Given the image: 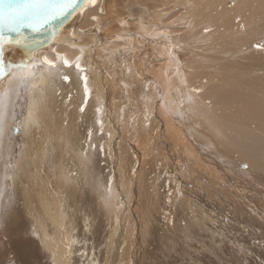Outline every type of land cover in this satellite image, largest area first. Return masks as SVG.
<instances>
[{
	"label": "bare ground",
	"instance_id": "6f19581e",
	"mask_svg": "<svg viewBox=\"0 0 264 264\" xmlns=\"http://www.w3.org/2000/svg\"><path fill=\"white\" fill-rule=\"evenodd\" d=\"M163 1L156 2H162L163 6L172 5L175 8V3H178L168 2L177 0H166L164 3ZM181 1L184 2V6L190 5L191 9L193 8L191 12L198 16L208 14L211 10L208 6L209 0ZM185 1L188 2L185 3ZM235 2L234 15L232 8L230 16L220 14L223 16V23L220 25L225 24L222 26V31H209V34L218 33L217 35L208 36L203 32L202 34L200 31L203 29L202 24L199 30V25L194 23L198 25V30H190L195 27L189 25V31L187 32L186 27L183 37L177 40L174 36L176 42L170 39L175 47L167 39L168 35H161V37L165 36L163 38H166L167 42L156 40L161 32L155 35L156 41L151 37L153 41L142 43L144 48L139 43V39L134 38L136 31L134 34L131 32L133 39L131 38L127 44L124 43V34L119 30L125 29V26L128 27L131 19H140L138 16L144 13L149 4H153L152 0H96L94 6L88 5L84 8L82 15L77 11L66 21L63 20L61 33L55 35L53 42L50 40H47L46 44L44 42L48 50L34 53L31 50L34 56L29 60L19 58L18 53L5 45L3 61L6 71L8 65L15 67L23 62L28 63V69L27 71L16 70L10 76L0 78V113H2L3 126V134L0 135V161L4 159V163L0 164V171L3 170L0 173V192H2L0 195V264H130L131 258L127 256L129 253L134 254L135 250L131 244L128 248L126 237H130L129 225L132 216L130 211L135 209H131L132 206L129 207L127 198L134 196L136 190L138 192L142 190L143 183H140L141 179L135 180L134 174L138 171L140 177L144 173L147 174L144 168L150 165L146 163L155 164L156 167L152 172L164 175L165 171L162 172L161 166L166 167L167 164L168 167V164L179 161L182 157L186 163L187 172L193 177V183L198 181L201 172L208 173L211 169L209 174H212V177L217 175L213 171L214 166L211 163L213 159L221 162L223 169L229 174L234 169L244 170L250 177L264 173V134L261 133V128H264V77L259 76L264 72H258L259 68H264V55L255 47V45L264 44V0H236ZM161 4L158 5L161 6ZM177 7L180 8L178 5ZM155 13L150 16L155 18L157 16ZM185 14L183 16H186ZM240 14L241 17H239ZM191 16L189 15L188 19L187 16L185 17L187 21ZM221 16L215 15L218 21ZM231 16L237 17V20L234 17L236 24H239L240 19V30H232L227 26L232 25ZM93 17L96 18L93 19ZM142 17L141 20L146 19V16L143 17L144 19ZM185 18L183 17V20L181 18L179 22L184 21ZM141 20L140 22L143 23ZM172 21L174 22V19ZM241 21L244 22L241 23ZM140 22L135 21L141 26L139 28L134 23L136 30H140L138 32L144 30V33H141L146 32L151 36L155 34L151 26L156 22L155 20L151 24L150 22L146 24L145 21L143 23L145 25ZM175 22L174 24L178 26L179 23ZM184 22L180 23L178 28ZM133 26L131 27L135 28ZM183 26L185 28V25ZM99 28L107 29L106 33L110 38L105 39V34L101 33L103 31L97 34ZM171 28L173 29L174 26ZM231 32L233 34L223 35ZM99 35L101 40L97 37ZM137 37L142 36L137 35ZM205 37H208L207 41ZM208 43L211 44L209 48H212L207 51L222 50L223 56L228 52L222 72L212 71L204 62L207 58L200 55V51L204 52L206 50L204 45ZM178 45L184 48L185 53L183 51L179 53L177 49H174ZM124 46H128L130 55L128 59L131 60L129 68L142 75H148V79L154 84L157 93L153 92V94L156 96V101L147 102L146 98L149 94L146 95V93L140 98L138 93L130 90L133 87L130 89H128L130 86L126 87L129 84L124 86L118 82L121 78L115 70H118L119 66L117 68L114 61L118 58V54L112 50H120ZM126 49L123 50L127 51ZM141 49H145L146 53H143ZM180 49L178 50L181 52ZM192 50L199 52L193 54ZM41 55H49L48 58L55 63V67L48 68L44 65L47 68H43L36 65ZM77 57L83 71L75 67ZM63 58L70 61L73 66L71 71L65 72L60 67V64H63ZM183 58H186V61L193 59L190 65L197 69L194 71L195 74H200L196 84L187 79L192 75L187 74L183 67L181 69V64L185 61ZM186 61L183 64H187ZM143 62L147 63L144 67ZM64 76L68 77L67 81ZM82 76L86 78L88 88L86 100L85 80L81 79ZM16 83L21 89L20 94L14 91V86L10 91V87ZM28 83L32 84L30 88H27ZM246 86H249V91L246 90ZM80 90H83V99L81 95L77 96ZM140 90L141 88L138 90L139 93ZM53 91L55 101L52 100ZM18 97L21 102L17 106L18 112L13 116L12 111L15 105L11 104H16ZM123 103L125 105H122ZM81 107L84 109L83 112L80 111ZM96 108L99 109V112L96 111V118L103 120L97 121L105 136L104 147L108 159L111 160L109 168L115 180L117 179V182L110 187L111 190L109 185H106L109 188L106 191L98 184L100 178L98 171L91 169V161H88L85 155L87 150L91 149V145L94 146L96 139L91 138L90 147L86 151H79L77 147L72 148L80 141L78 138L80 131L85 137L90 138L94 135L95 127L88 122V119L93 118ZM254 109L256 112L253 111ZM253 125L259 126V130L255 131ZM80 143L87 147V142L80 141ZM120 146L123 147L124 153L128 152L130 155L126 163L123 162L124 157L120 153ZM163 146L167 147L166 151L161 153L159 159H156ZM170 150L174 156L178 157L177 160L176 157L175 160L171 158ZM13 159L15 160L12 162ZM51 161L55 162V167L47 165ZM66 161L71 163L70 167ZM11 164L13 166H9ZM242 165L247 167L244 168ZM173 177L177 178L174 173ZM109 178L110 174L104 179V183L108 182ZM187 178L188 176L184 174L183 179ZM77 180H82L83 186L86 183L89 185L86 194L89 199L82 204V212L68 207L76 197L74 191L69 190V186ZM148 182L144 184V190L148 187L151 190L146 192L143 190V193L137 195L139 201L136 202L139 204L141 216L146 213L144 209L157 210L156 198L159 193L157 187L155 190V182ZM114 184H118L119 188L114 187ZM147 194H149L148 199ZM79 218L81 221L77 224ZM139 229L141 228L138 227L136 230ZM120 233L127 239L126 243L117 238L121 236ZM144 233L146 234L147 231ZM211 234H213L212 231ZM147 235H142L141 240ZM122 236L120 239L123 238ZM138 237L136 236L137 239L140 238ZM141 240V243H145L146 239ZM145 244L147 252L154 248V245ZM141 249L138 251L141 252ZM156 256L153 259L157 258ZM157 260L162 261L158 258Z\"/></svg>",
	"mask_w": 264,
	"mask_h": 264
},
{
	"label": "rangeland",
	"instance_id": "374dc122",
	"mask_svg": "<svg viewBox=\"0 0 264 264\" xmlns=\"http://www.w3.org/2000/svg\"><path fill=\"white\" fill-rule=\"evenodd\" d=\"M156 1L157 0H152L153 4H149L147 6V8L144 10L143 14H145V15L140 14V16H138V18H140V19H137V18L131 19L129 21V26H128L129 28L125 26V29L119 30L120 33L123 32L122 34H124L123 38L125 39V41L122 40V41H124V43L127 44V42H129L131 40V38L133 39V36L131 37V35L134 34L135 31L137 33L135 32L134 35L136 37L134 36V38L139 39V41H140L139 43L141 45H143V48L145 46L142 43H146L149 40L153 41V39H154V41H156V40L157 41H161V40L165 41L166 38H163L165 36L161 37V35H166V36L168 35L167 39H169V41L171 43H173L172 40L174 41V38H177V40H178V38L180 39L181 37H183L184 31L186 32V29L190 26L192 27L194 25V23L195 24L197 23L199 25V27H198V25H194L193 27H195V28H190V30L197 29V27L200 30V27L202 24L203 29L200 30L201 33L202 32L206 33V34H208V36L209 35H211V36L217 35L218 33L209 34V31H211V32L222 31V26L225 24L220 25L223 23V16H221L220 14H229V16H230V14L233 12V10H235V8H234V6L236 5L235 3H237V2H235L236 0H209L208 6L211 9L210 12L209 13L207 12L208 14H206V13L202 14L204 16L200 15L201 16L200 17L198 15H195L194 12H191V11H193V8L191 9L190 5L186 4L184 6V2H182L181 0L168 1L171 4L178 2V3H175L176 8L172 5L167 4L168 2H166V4L169 6H166V5L163 6V4H161L162 2H156ZM160 1H163V0H160ZM164 1H166V0H164ZM164 1H163V3H164ZM186 2H188V1H185V3ZM158 4H161V6ZM220 4H222V6H220ZM177 5L180 8H178ZM182 6H184L183 7L184 9L182 8ZM172 8L173 9L175 8L174 11H170V9H172ZM231 8H232V12H231ZM185 9L187 10V12H185L186 11ZM157 11H159V12H157ZM234 12H233V15H234ZM154 13L157 14V16H155L156 19L153 18L154 16L153 17L150 16ZM181 13H183V14L181 15ZM184 14L187 17L183 16ZM189 15L190 16L193 15L190 17L191 21L190 20L187 21V19L189 18L188 17ZM194 15L197 17L195 18ZM215 15L221 16L222 18L220 17L219 21H218L216 19L217 17H215ZM141 16H143V17L146 16L145 17L146 19H144L142 17V19H144V20H141ZM161 16H163V18ZM183 17L187 18V19L185 18L186 20L184 19L185 22L182 21V22H184L182 24V26L185 25V28H184V26L183 27L180 26L182 28H180V27L178 28L179 24L182 23V22H179V20L181 18L183 20ZM234 17L235 16L230 17V19L233 20L232 25H227V26H229L230 29H232V30H234V29L240 30V19L238 18L239 24H236L234 21ZM239 17H241V14ZM176 18H178L177 19L178 21L176 20ZM202 18H204L205 20ZM157 19H159V20H157ZM173 19H174V22L177 21L179 23L178 24L177 22H175L176 24H178V26L174 24V22L172 21ZM140 20L143 21V23H145V21H146V24L148 22H150V24H151L154 20L156 21L155 23H153L151 25L153 28V33H155L153 36L146 34V32H145L146 35L143 34L144 30L141 31L143 33L138 32L140 30H136L137 28H139L141 26L137 25L135 23V21L140 22ZM198 20H200L201 22ZM235 20H237V17H235ZM203 21H207V22L204 23ZM214 22H216V24ZM243 22L244 21H241V23H243ZM134 23L137 25V28L135 27ZM141 23L142 22H140V24ZM258 23H260V22H258ZM160 24H161V26H163V27L165 26V27L164 28L161 27ZM169 24H172V25L170 26ZM205 24H207L206 28H204ZM143 25H145V24H143ZM167 25L169 26V28ZM131 26H133L135 28H132ZM173 26H174V28L172 29L171 27H173ZM144 27L146 28V26H144ZM204 29H207V30L204 31ZM104 30H105V32H104ZM106 30L107 29L99 28V31L97 32V34L101 31H103L101 33L105 34V36H106L105 39L110 38V37H108L109 34L106 33ZM124 31L126 32V34ZM127 31L128 32L130 31V32L128 33ZM157 31H158V33H156ZM188 31H189V28L187 29V32ZM131 32H132V34H131ZM159 32H161V33L159 34ZM182 32H183V34H182ZM156 34L157 35L159 34L160 36L159 35L157 36ZM231 34H233V33L231 32L229 34H223V35L226 36V35H231ZM137 35L142 36V37H137ZM155 35L158 37V38L156 37L157 39L155 38ZM149 36H150V38L148 39ZM169 36H170V38H168ZM174 36H176V37H174ZM177 36H179V37H177ZM97 37H100V35ZM119 37H121V36H119ZM151 37H153V39ZM111 38H116V36H114V37L111 36ZM170 39H172V40H170ZM205 39L207 41L208 37H205ZM100 40H101V37H100ZM167 41H165V42H167ZM174 42H176V41H174ZM256 42H258V40ZM262 44H260V45H262ZM173 46H174V43H173ZM178 46H176V48H174L175 47L174 46L173 48L175 50L177 49V51L179 53H183L185 51V50H183L184 48H182V46H180V45H178ZM210 46H211L210 43L204 45V47L206 48V50L204 52H206V53L204 54L203 51H202V53L200 51V55L207 58V59H204V62H205L207 67L211 68L212 71L222 72L223 71L222 66L225 65L224 62L228 58V52H226V55L223 56L222 50L215 49V50L207 51V49L212 48V47L209 48ZM125 47H127V49ZM155 47H157L156 44H155ZM179 48H181L180 49L181 52L178 50ZM123 49L124 50L126 49L127 51H124ZM258 49L264 55V48H258ZM112 51H114L115 54H118L117 55L118 58H116L114 60L116 62L115 66L116 67L119 66L120 69L122 67L121 70L118 67H117L118 70H115L118 73V76L121 78V81H119L120 79H118V82L120 84H124V86L129 84L126 87L130 86V87H128V89L133 87L130 90H133L136 94L138 93L140 95V98H142L143 95L146 93H147L146 95L149 94L148 97L146 98L147 102L156 101V99H155L156 96L153 94V92H155V93H157V92L155 90L154 84L148 79L149 76L148 75H142L140 72H136V70H131L129 68V64L131 63V60L128 59L130 57V55L128 53L129 52L128 46H124L123 48H120V50L115 49ZM141 51H143V53H146L145 49H141ZM192 52H193V50H192ZM195 52L197 53L199 51H195ZM195 52H193V54H196ZM49 55H41L40 58L38 59V63H36V65H39V67H43V68H47V67L49 68V66H47V65H46L47 67L44 66L45 64L42 62L43 58L44 57L48 58ZM217 55H219V56H217ZM221 55L223 56L222 58H221ZM216 57L219 58L220 61ZM187 59H189V58H187ZM184 60L186 61V58ZM190 60L186 61V63L188 62L187 64H183L185 62V61H183V63L181 64V69L184 68V70H185V72H187V74L192 75V76H189L187 79H189V81L194 82V84H196L195 82L200 78L199 77L200 74L194 73V71H196L197 69L190 65L191 64L190 62H192L193 59L191 58ZM39 61H41V62H39ZM76 62H77V60H76ZM216 62H217V64H216ZM127 63H128V66H127ZM145 63L146 62L142 63L143 67L147 64V63L146 64ZM120 64L123 66H121ZM41 65H43V66H41ZM182 65H184V66H182ZM60 67L65 72L71 71L72 70L71 68H73V66L64 67L63 64H60ZM122 71H124L125 74ZM258 72L263 73L264 68L263 67L259 68ZM127 74H129L130 77L127 76ZM135 74H136V77H135ZM248 74H250V72ZM124 76H125V78H124ZM259 76L264 77V74H259ZM138 78H139V80L141 79L140 82H139V80H136ZM131 81H132V83H131ZM144 81H145V83H144ZM137 82H139V83H137ZM134 83H137V84L134 85ZM138 85H140V86H138ZM142 85L144 86V88ZM145 85H146V87H145ZM201 85H203V84H201ZM13 86H14V91L18 92L20 94L21 89L19 88V85L17 83L10 87V91H12ZM31 86H32V84H30V83L27 84V88H30ZM137 86H138V88H137ZM192 86H194V85H192ZM140 88H141V90L139 93L138 90ZM196 88H198V87L196 86ZM249 89L250 88L248 86L246 90L249 91ZM80 95H81V98L83 99V97H84L83 90H80V93H78L77 96H80ZM18 96H20V95H18ZM52 96H53L52 100L55 101L54 91H53ZM152 98H153V100H152ZM24 99H26V97ZM82 99H81V102H82ZM20 102H21V100L19 98L18 102L16 103L17 105L11 104V105H15V107L12 111V115L13 114L16 115V113L18 112L17 106L19 105ZM122 105H125V104L123 103ZM11 107H13V106H11ZM97 109L98 108H96V110H94L93 118L88 119V122H91V124L95 127L94 135H92L90 138L85 137L84 134H82V132L78 128V130L80 131V136L78 138L80 139V141L82 143L87 142V144H86L87 147L83 146L79 141V142H77L76 146H72V148L75 149L77 147V149L79 151H86L90 147L89 143L91 141V138L96 139V141L94 142V146L91 145V149H88L87 153L85 155L87 157V160L91 161V164H90L91 169L98 171V177H100L98 179V184L101 186V188L104 187L103 190L106 191L112 186V184L114 182H117V179L115 180L114 174L112 175L113 172L109 168V164L111 163V160L108 159L106 148L104 147L106 145L105 136H104L102 130H100V124L97 123V120H99V121H103V120L96 118ZM8 110H9V108H8ZM253 111L256 112L255 109ZM72 115H74V113H72ZM75 124H76V122H75ZM253 127L255 128V129L253 128L255 131L259 130V128H260L259 126H256V125H253ZM261 129H262L261 133L264 134V128H261ZM88 133H90V130H88ZM164 142H166V141H164ZM166 149H167V147L163 146L161 148L160 154L156 156V159H159L161 156V153L165 152ZM171 151L172 150H170L169 153L171 154V158L174 159L176 156H174ZM80 153L83 154V152H80ZM120 153L124 157L123 162L126 163V160L130 157L129 153L128 152L124 153L122 146H120ZM72 155H75V154H72ZM260 155H263V154H260ZM260 158L262 159V157H260ZM175 159L177 160L178 157H176ZM14 160L15 159H13L11 161L13 162ZM213 160L214 161H212L211 163L214 166V168H213V166H211V167L213 168L214 173L217 174L216 176H214L217 179L212 177V174H209V171L211 170L210 169L208 171V173L207 172H201L200 176H198L199 178L197 177L198 181L193 183V177L190 175L189 172H187L188 169L186 168V163L182 160V157H180L179 161H174V163L172 162L171 164H168L169 165L168 167H167V164H166V167H165V165H163L164 167L161 166L162 172L165 171L164 175L159 174L158 172L156 174L154 171L152 172V170L155 169L156 166H155V164H151V163H146V165H150V166H145L148 170H146V168H144V170H145L144 172H148L147 174H145V173L143 174V172H142L143 175H141V177L139 176V171L137 174H134L135 180L141 179L139 181H140V183H143V184L141 185V189H142L141 191L138 192L136 190L134 196L131 195V197L127 198V202L129 204V207L132 206L130 208L135 209V211L134 210L130 211V212H132L131 213V215H132L131 216V222L133 223L132 224L130 222V225H129V229H131L129 231L130 237H126L128 239L127 240V239H125L124 236L121 235V233L119 235H121L123 237L122 239H120L121 236H117V238L119 240L125 241V243L127 240V245L129 246L128 248H130L131 246H134V250H135L134 254L131 255V253H129L127 256V257L131 258L130 264H133V263L134 264H264V173L259 174V175L257 173H255L257 175H252L250 177L247 175V173H245L244 170L234 169V171H232L229 174L228 171H225L223 169L221 162H219L215 159H213ZM6 162H7V160H6ZM8 162H10V161H8ZM1 163H4V159H2L0 161V164ZM66 163L68 164L69 167L71 166V163L69 161H66ZM47 165H49L50 167H55V162L51 161ZM183 165H185V166H183ZM195 165H197V164H195ZM9 166H13V164H11ZM166 169L167 170L169 169V170L167 171ZM215 170H217V171H215ZM222 170H224V171L222 172ZM2 172H3V170L0 171V173H2ZM108 172H110V173H108ZM173 173L177 176V178L173 177ZM206 173H207V175H206ZM109 174H110L109 181L104 183L105 182L104 179H106ZM184 174L188 176L187 179H183ZM127 177H128V175H127ZM144 178H145V180H144ZM148 180L151 183L155 182V185H154L155 190L157 187V190L159 193L158 197L154 196L155 198L157 197L156 198L157 199V202H156L157 210H154V209L150 210L148 208L144 209V210H146L145 211L146 213H143L141 216V213H140V210L138 207L139 204L137 203L139 201V199L137 198V195L143 193V190L145 187L144 184H146L148 182ZM102 181H103V184H102ZM169 181H171V182H169ZM198 182H199V184H198ZM118 183H120V181H118ZM98 184L96 185V187L98 186ZM106 185L107 186L109 185L108 186L109 188H107ZM171 185H173V186L171 187ZM113 186L117 187V189L119 188L118 184H114ZM149 186H151V185H149ZM88 187H89V185H87V183L85 184V186H83L82 180H77L75 183H73L69 186V190H73L75 193V196H76L75 200L69 204V206H68L69 208L72 207L73 209H75L77 211L79 210L80 212H82V210H83V208L81 207L82 204H85L89 199L86 195ZM111 189L112 188H110V190ZM149 190H151L150 187H148L147 189L145 188L144 192L149 191ZM216 190L218 193L215 192ZM189 195H191V196H189ZM196 195H198V196H196ZM141 196H143V194ZM146 198L147 199L149 198V194L146 195ZM192 201H194V202H192ZM152 205L154 206L155 203ZM163 208H165V209H163ZM136 209H138V210H136ZM133 212H134V215H133ZM152 213H153V215H152ZM11 214H13V213H11ZM79 221H81L80 218L77 220V224ZM135 221L138 223H136ZM152 223H153V225H152ZM135 225H137V226H135ZM146 225H148V226H146ZM194 225H197V226H194ZM138 227L141 229L136 230V229H138ZM163 227L165 228V231H163L164 230ZM155 228H156V230H154ZM167 228H168V230H167ZM133 229H135L136 231L135 230L132 231ZM209 230H210V233H209ZM144 231H147L146 234H148V235L145 238H142V240L144 241L146 239L144 242L149 244L148 246L154 245L153 249L150 248L152 251L148 250V252H147L146 247H145L147 245L145 243L140 242L142 235H146L144 233ZM211 231L213 234H211ZM140 232H142V233H140ZM135 233H137V235ZM138 233L141 234V236H139ZM158 233H160V235H158ZM162 234H163V236H162ZM135 235L137 237L139 236L140 238L139 237L138 238L140 240L137 239ZM165 237H167V239ZM130 239H131V241H130ZM134 240L136 242L139 241L140 243L139 242L136 243ZM157 241H159L160 243ZM152 242H154V244ZM130 244H131V246H130ZM142 244H143V247H141ZM139 245H141V246H139ZM138 246H139V248H138ZM160 246H161V248H160ZM143 248H145V249H143ZM140 249H141V252L138 251ZM143 250L146 251V253ZM159 252L161 253V255ZM153 253L155 255H157L156 257L158 259H160L162 261L157 260V258L153 259L155 257V255ZM149 254H151V256ZM158 255H160L161 257ZM147 258H149V259H147ZM150 258H152V260H150ZM162 258H164V259H162ZM150 261H153V262H150ZM157 261H158V263H157Z\"/></svg>",
	"mask_w": 264,
	"mask_h": 264
},
{
	"label": "snow or ice",
	"instance_id": "6c2138e0",
	"mask_svg": "<svg viewBox=\"0 0 264 264\" xmlns=\"http://www.w3.org/2000/svg\"><path fill=\"white\" fill-rule=\"evenodd\" d=\"M96 0H0V78L10 76L16 70L27 71L28 63H21L15 67L8 65L7 71L3 61V48L6 44L22 45L25 48H31L34 45L43 43L42 41H32L29 36L25 35V29L32 33L39 32L41 28L50 25L55 21L63 22L68 16L79 12L83 14L84 8L88 5L94 6ZM96 17H93L95 19ZM207 30V29H206ZM10 34L15 35L13 40ZM56 33H53V39ZM257 48H264V45H255ZM79 57H77V63L75 67L79 71H83L79 64ZM49 67H55V63L50 61L47 57L42 61ZM64 67H70L71 63L67 58L62 59ZM65 81L68 80L67 76H64ZM85 80V100L88 96V88ZM84 111L83 107L80 109ZM99 112V109H97ZM99 123V121H97ZM18 131V129H17ZM3 134L2 126V113H0V135ZM89 135H91L89 133ZM246 168L247 165H242ZM2 195V192H0Z\"/></svg>",
	"mask_w": 264,
	"mask_h": 264
},
{
	"label": "water",
	"instance_id": "95a60500",
	"mask_svg": "<svg viewBox=\"0 0 264 264\" xmlns=\"http://www.w3.org/2000/svg\"><path fill=\"white\" fill-rule=\"evenodd\" d=\"M82 2H83V0H81V3ZM66 19H64V21H66ZM24 31H25V35L29 36L32 41H42L43 43L34 45L31 48H25L22 45H17L14 43L13 44H6V45L10 46L13 51L18 53V55L20 56L19 58H21L23 60H29L30 58H32L34 56L31 53V50L33 51V53L35 51H42L43 52L44 49H46V47H45L46 41L50 40L51 42H53V40L55 38L53 39L52 35H53V33H56V35L61 33L62 23L60 21H55V22L51 23L50 25L45 26L44 28H41L40 31L36 32V33H32L27 29H25ZM10 36L13 40L15 39L14 34H10ZM44 42H45V44H44ZM46 50H48V49H46Z\"/></svg>",
	"mask_w": 264,
	"mask_h": 264
}]
</instances>
